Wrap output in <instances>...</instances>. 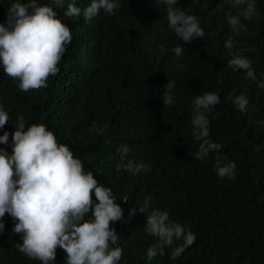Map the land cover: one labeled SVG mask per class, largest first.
Here are the masks:
<instances>
[{
    "label": "trees",
    "instance_id": "16d2710c",
    "mask_svg": "<svg viewBox=\"0 0 264 264\" xmlns=\"http://www.w3.org/2000/svg\"><path fill=\"white\" fill-rule=\"evenodd\" d=\"M11 2L0 0V22ZM90 2L75 0L82 10ZM178 3L200 21L206 33L202 40H179L167 27L166 6L155 0H121L113 15L101 11L88 22L82 14L65 17L66 4L55 7L72 41L48 86L23 92L0 69V105L9 113L0 135L10 133L9 144L0 148L11 153L18 115L24 116L26 127L44 124L58 143L68 145L84 169L111 188L123 209L121 221L113 225L119 237L115 246L122 250L120 264H264V89L228 66L231 56L223 45L231 31L224 0ZM256 7V16L243 22L247 31L234 39L239 41L236 48L253 49L242 55L252 60L259 80L264 78V0H256ZM162 44L168 49L164 54ZM178 44L183 48L179 61L171 52ZM167 81H175L171 106L161 100ZM204 92L220 97L208 118L209 138L222 149L195 159L199 142L191 134L192 101ZM241 94L249 101L243 113L231 100ZM93 124L104 127L105 134L89 133ZM121 144L129 147L124 163H144L148 170L138 175L118 171ZM217 158L235 163V179L216 175ZM146 197H151L149 209L129 217ZM153 209L167 210L172 221L196 236L175 260L166 248L163 256L147 261V248L158 242L145 231ZM3 219L0 264H40L17 251L22 241L11 231L14 222L7 213ZM65 256L57 247L55 264H65Z\"/></svg>",
    "mask_w": 264,
    "mask_h": 264
},
{
    "label": "clouds",
    "instance_id": "9594fccd",
    "mask_svg": "<svg viewBox=\"0 0 264 264\" xmlns=\"http://www.w3.org/2000/svg\"><path fill=\"white\" fill-rule=\"evenodd\" d=\"M165 5L167 27L184 44L206 36L198 18L182 10L178 0H155ZM224 18L230 26L231 36L224 42L231 59L228 66L239 70L245 79L264 89V78L257 79L252 60L242 55L253 51L251 48H236L241 33L247 28L243 22L256 16V0H224ZM66 4L65 17L80 16L90 21L101 11L113 15L120 9L121 0H91L83 10L75 0H49L39 4L38 0H12L6 11L5 20L0 22V69L13 80L23 92L46 88L49 76L59 72L58 63L72 41V33L54 11L55 7ZM235 10V14H233ZM236 49L233 51V49ZM168 49L160 46L161 54ZM177 61L183 53L178 44L171 48ZM182 70L183 65L177 63ZM175 81L166 82V90L161 97L162 104L171 106L174 97L171 90ZM232 103L245 112L249 101L241 94L231 97ZM220 103L214 92L196 95L192 101L193 115L190 119L191 134L199 142L195 159H206L212 152H220L222 145L210 139L208 113ZM9 123V113L0 105V130ZM11 133V153L0 148V234L5 231L4 216L13 220L11 231L19 234L22 243H17V251L40 264H55L56 249L66 254L65 264H120L122 250L116 247L118 235L113 225L121 221L123 209L116 202L111 188L86 171L79 158L66 144L58 143L55 134L44 124H30L26 127L23 115L16 117V126ZM89 133L104 135V127L95 124ZM8 131L0 135V145L9 144ZM121 168L131 175L147 171L144 163L128 160L127 145L121 144ZM217 158L214 170L220 179H235V163ZM94 197V199H93ZM151 197H146L142 206L129 211V217L137 211L145 213L150 207ZM145 231L157 238V243L147 248V261L157 255L163 256L170 248L169 259H177L190 247L195 234L186 226L170 219L167 210L153 209L146 216Z\"/></svg>",
    "mask_w": 264,
    "mask_h": 264
}]
</instances>
